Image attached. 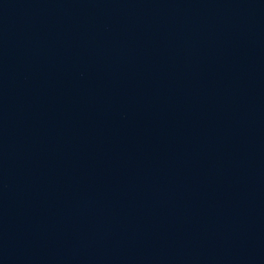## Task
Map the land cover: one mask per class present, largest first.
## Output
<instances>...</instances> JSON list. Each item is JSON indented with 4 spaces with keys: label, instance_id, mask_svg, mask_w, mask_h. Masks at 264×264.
<instances>
[{
    "label": "water",
    "instance_id": "obj_1",
    "mask_svg": "<svg viewBox=\"0 0 264 264\" xmlns=\"http://www.w3.org/2000/svg\"><path fill=\"white\" fill-rule=\"evenodd\" d=\"M0 264H264V0H0Z\"/></svg>",
    "mask_w": 264,
    "mask_h": 264
}]
</instances>
